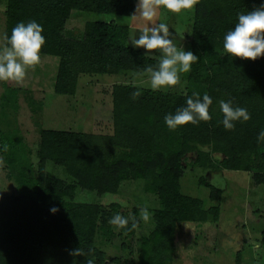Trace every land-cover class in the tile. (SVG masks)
Returning a JSON list of instances; mask_svg holds the SVG:
<instances>
[{
    "label": "trees",
    "instance_id": "1",
    "mask_svg": "<svg viewBox=\"0 0 264 264\" xmlns=\"http://www.w3.org/2000/svg\"><path fill=\"white\" fill-rule=\"evenodd\" d=\"M262 2L198 0L191 10V34L184 41V49L198 59L181 76L187 82L184 91H153L129 81L114 83L110 132L49 129L35 119L40 136L37 169L20 129L0 126V156L17 186L16 193L0 194V264H109L106 251L99 246L107 241L133 255L139 209L125 210L118 202L77 201L75 196L78 187L98 194L118 193L123 181L136 179L146 180L147 191L155 193L159 201L153 214L155 225L140 244V264H180L174 260L180 223L205 222L211 215L217 221L220 215L219 206L205 208L201 198L183 193L181 178L189 153H197L193 166L248 171L257 185L264 184V142L257 143V135L264 129V56L230 59L223 50V37L234 28L238 14ZM136 3L7 0L4 45L5 36L18 22L35 19L40 23L45 37L41 55L58 58L50 88L60 94L76 95L83 74H147V67H155L159 58L128 44L129 25L91 20L84 23L80 34L70 35L66 27L73 10L131 16ZM3 86L2 105L17 111L22 85L3 81ZM193 92L212 98L211 120L189 122L170 131L164 116L186 106V98ZM27 94L31 112H42L44 101L37 100L32 90ZM221 99L246 108L251 118L236 121L234 129L226 130L219 123ZM206 145L219 155L200 148ZM49 161L61 165L74 181L48 172ZM200 183L210 188L212 200L221 198V188L204 178ZM52 205L58 208L55 214L49 211ZM116 213L129 218L125 228L109 223ZM261 242L264 245V215ZM112 260L119 263L120 258ZM131 264H135L133 258Z\"/></svg>",
    "mask_w": 264,
    "mask_h": 264
},
{
    "label": "rangeland",
    "instance_id": "2",
    "mask_svg": "<svg viewBox=\"0 0 264 264\" xmlns=\"http://www.w3.org/2000/svg\"><path fill=\"white\" fill-rule=\"evenodd\" d=\"M6 5L7 0H0V47L5 46L4 11ZM191 10L192 8L182 10L179 14L164 8L158 10L157 22L169 25L170 38L174 40L178 49L184 48L185 38L191 34L193 16ZM73 16L76 19L72 18L69 23V35L72 32L80 34L81 29L78 32L77 26L81 28L83 23L91 20H115L116 23L129 25L131 35L136 34L133 31L136 25L143 23L132 16L82 10H73L71 17ZM172 33H176L177 37ZM128 44L132 46L129 39ZM140 49L145 52L142 47ZM151 51L157 54L159 52V50ZM154 57L160 59L159 56ZM57 63V57L41 55L40 63L27 70L23 83H20L22 91L19 94L20 108L17 111L2 105L1 96L4 93V86L3 81H0V126L3 130L15 127L20 129L27 144L29 156L35 164V169H37L36 152L40 139L35 119H39L42 125L49 129L108 133L112 130L111 91L113 84L129 81L151 88L148 74L145 73L96 74L93 75L94 77L83 74L79 79L76 95L56 93L50 86ZM182 74H180L178 83L170 89L184 91L187 82L181 78ZM29 90H32L37 100L44 101L43 110L39 114H33L29 108L26 97ZM211 147L206 145L200 148L212 156H218V153L212 152ZM196 154L194 151L187 155L184 175L181 178L182 191L187 195L201 198L205 208L213 205L219 206L220 215L217 221L211 215L205 222L185 221L180 223L176 233L175 262L180 264H264V245L261 242L264 184L257 185L253 174L248 171L193 166L191 162ZM46 170L68 182L74 181L57 163L49 161ZM201 178L222 189L220 199H211L210 188L200 183ZM147 184L148 182L144 179L125 180L118 193L98 194L80 187L76 191L75 200L77 201L104 205L118 202L123 209L128 211L137 207L139 217L141 209L147 211V220L140 217V225L134 237L133 255L113 241L99 242V246L106 251V259L109 264H131L132 258L135 264H140L138 259L140 244L142 239L152 231L155 225L153 214L159 207L157 195L147 191ZM16 192V182L8 175L6 164L0 156V194ZM114 257L120 258L119 263L113 262L112 258Z\"/></svg>",
    "mask_w": 264,
    "mask_h": 264
},
{
    "label": "clouds",
    "instance_id": "3",
    "mask_svg": "<svg viewBox=\"0 0 264 264\" xmlns=\"http://www.w3.org/2000/svg\"><path fill=\"white\" fill-rule=\"evenodd\" d=\"M198 0H137L135 12L131 15L134 19L142 21L133 29L135 35L129 36V43L133 47L145 49L146 56H159L155 67L146 69L150 87L153 91L169 90L175 86L181 73H189L192 64L198 57L190 50L178 49L174 40L170 38L169 25L157 22L160 8L179 14L182 10L191 9ZM43 26L35 19L27 22H18L11 34L5 36L6 44L0 47V81H15L23 83L29 68L38 65L41 61V49L45 44L42 35ZM138 36V38H137ZM151 50H159L158 54ZM223 50L230 59L236 57L256 60L264 56V2L260 6L239 13L238 20L233 29L227 31L223 37ZM139 92L134 93L138 96ZM213 100L204 93L202 98L199 92H193L186 98V106L177 108L175 113L164 116V122L170 131H175L179 126L199 124L201 121L211 120L209 107ZM220 112L223 114L222 123L226 130H232L236 121H248L251 114L246 108L233 106L231 99L219 101ZM264 142V129L257 135V143ZM49 211L55 214L58 208L52 205ZM140 217L148 219L147 211L140 210ZM132 227L136 226V218L132 217ZM109 223L115 228H125L129 218L116 213L109 218ZM89 264H92L89 261Z\"/></svg>",
    "mask_w": 264,
    "mask_h": 264
},
{
    "label": "crops",
    "instance_id": "4",
    "mask_svg": "<svg viewBox=\"0 0 264 264\" xmlns=\"http://www.w3.org/2000/svg\"><path fill=\"white\" fill-rule=\"evenodd\" d=\"M71 16H72V13H71ZM72 18H74V19H76L74 16L73 17H70L68 20H67V23H66V27H67V30H68V28H69V23H70V21L72 20ZM83 26H84V23H83V25L81 26V28H78V26H77V29L78 30H80V29H82L83 28ZM174 36H176L175 34L176 33H172ZM177 37V36H176ZM176 37H175V40H176ZM81 77V76H80ZM89 79H91L90 77H89ZM77 93V92H76Z\"/></svg>",
    "mask_w": 264,
    "mask_h": 264
}]
</instances>
